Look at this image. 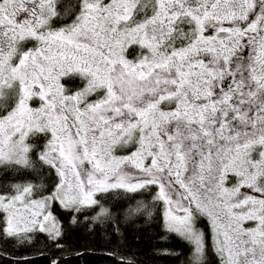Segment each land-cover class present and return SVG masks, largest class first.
<instances>
[{"label": "snow or ice", "instance_id": "6c2138e0", "mask_svg": "<svg viewBox=\"0 0 264 264\" xmlns=\"http://www.w3.org/2000/svg\"><path fill=\"white\" fill-rule=\"evenodd\" d=\"M0 173L8 237L123 190L194 264L202 218L219 264H264V0H0Z\"/></svg>", "mask_w": 264, "mask_h": 264}, {"label": "trees", "instance_id": "16d2710c", "mask_svg": "<svg viewBox=\"0 0 264 264\" xmlns=\"http://www.w3.org/2000/svg\"><path fill=\"white\" fill-rule=\"evenodd\" d=\"M62 2L70 13L75 0ZM23 179L17 173H0V185ZM96 199L109 214H102L98 207L85 208L83 215L75 214L76 223H72L68 213L54 212L63 233L58 241L40 232L26 242L0 234V264H194V246L166 232L163 205H157L152 194L113 190L98 193ZM137 206L139 211H135ZM129 209L133 210L131 214ZM112 215L117 217L115 223ZM117 226L119 232L115 231ZM198 227L205 232V264H219L211 248L207 219L202 218Z\"/></svg>", "mask_w": 264, "mask_h": 264}, {"label": "rangeland", "instance_id": "374dc122", "mask_svg": "<svg viewBox=\"0 0 264 264\" xmlns=\"http://www.w3.org/2000/svg\"><path fill=\"white\" fill-rule=\"evenodd\" d=\"M131 58V57H130ZM33 234V233H32ZM32 234H30V236L32 237ZM16 238V237H15ZM16 239H18L20 242H26V241H28V240H26V239H23L22 237L21 238H16Z\"/></svg>", "mask_w": 264, "mask_h": 264}]
</instances>
